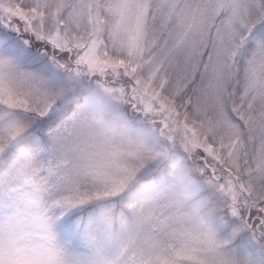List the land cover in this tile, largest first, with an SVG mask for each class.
Instances as JSON below:
<instances>
[{"label":"snow or ice","instance_id":"snow-or-ice-1","mask_svg":"<svg viewBox=\"0 0 264 264\" xmlns=\"http://www.w3.org/2000/svg\"><path fill=\"white\" fill-rule=\"evenodd\" d=\"M0 264H264V0H0Z\"/></svg>","mask_w":264,"mask_h":264}]
</instances>
